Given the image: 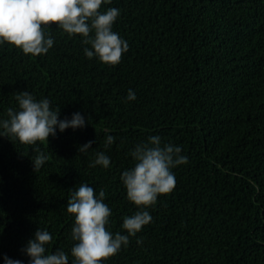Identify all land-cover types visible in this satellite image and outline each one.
<instances>
[{
	"label": "trees",
	"instance_id": "1",
	"mask_svg": "<svg viewBox=\"0 0 264 264\" xmlns=\"http://www.w3.org/2000/svg\"><path fill=\"white\" fill-rule=\"evenodd\" d=\"M109 7L120 9L113 31L129 44L115 66L88 59L79 34L54 23L46 54L0 46V118L28 91L60 119L86 121L47 144L0 136V264L5 254L27 264L21 249L37 228L53 236L48 252L64 250L71 264L66 206L81 183L105 191L107 230L127 234L123 218L137 208L120 175L151 135L181 147L187 163L147 209L152 221L103 264H264V0H111L99 10ZM37 146L49 158L33 171ZM97 152L109 168L89 166Z\"/></svg>",
	"mask_w": 264,
	"mask_h": 264
},
{
	"label": "clouds",
	"instance_id": "2",
	"mask_svg": "<svg viewBox=\"0 0 264 264\" xmlns=\"http://www.w3.org/2000/svg\"><path fill=\"white\" fill-rule=\"evenodd\" d=\"M111 0H0V46L14 45L25 55L38 56L48 53L54 39L48 29L51 24L69 36L79 34L85 45L83 52L88 59L96 58L104 64L115 66L120 63L123 53L129 50L127 40L113 31L114 22L120 9L109 7L101 12L102 4ZM18 107L7 110V119L0 118V136L11 137L26 145L46 143L48 137L68 128H83L85 117L79 112L71 118L60 119L59 107H53L48 98L37 100L30 92L22 91L15 97ZM126 99L134 101L136 93L129 89ZM114 138L106 137L105 146ZM93 141L79 146L80 153H87ZM37 155L32 160L33 171L39 170L48 160L37 146ZM182 148L172 143H163L159 135H151L130 150L132 167L125 169L120 180L126 191V199L137 210L125 216L121 228L127 234L107 230L109 206L104 203L103 189L94 194V189L81 183L71 191L66 210L74 215L70 237L75 243L70 248L71 264H103V260L114 256L121 246L129 244V237L135 236L143 226L152 221L147 210L154 206L158 196L170 193L176 183L173 168L187 163ZM110 167V157L97 152L90 167ZM53 241L52 234L37 228L21 249L28 257L27 264H69V254L57 249L48 252ZM139 243V241H137ZM3 264H23L20 259L3 255Z\"/></svg>",
	"mask_w": 264,
	"mask_h": 264
}]
</instances>
